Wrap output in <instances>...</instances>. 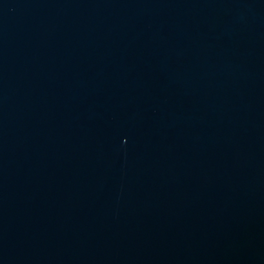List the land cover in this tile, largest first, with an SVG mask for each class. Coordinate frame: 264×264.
<instances>
[{
    "label": "water",
    "instance_id": "water-1",
    "mask_svg": "<svg viewBox=\"0 0 264 264\" xmlns=\"http://www.w3.org/2000/svg\"><path fill=\"white\" fill-rule=\"evenodd\" d=\"M0 264H264V0H0Z\"/></svg>",
    "mask_w": 264,
    "mask_h": 264
}]
</instances>
